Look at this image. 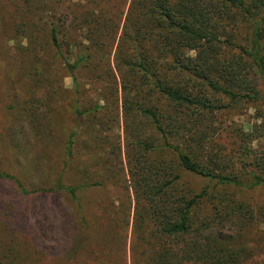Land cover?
Masks as SVG:
<instances>
[{
  "label": "trees",
  "instance_id": "1",
  "mask_svg": "<svg viewBox=\"0 0 264 264\" xmlns=\"http://www.w3.org/2000/svg\"><path fill=\"white\" fill-rule=\"evenodd\" d=\"M9 3L14 8L10 11L0 0V22H11L7 35L28 42L22 55L25 70L38 68V47H49L79 88L78 70L91 67L98 43L72 45L69 33L54 24L53 11L46 14L36 6L32 13L29 0ZM43 17L37 35L33 19ZM122 37L127 41L118 44L114 70L121 79L125 119L136 113L154 131L135 143L125 186L135 197L134 215L124 221L131 228L129 264H248L255 254L245 230L254 213L228 190L264 189V151L252 147L264 137V111L258 108L264 98V0H132ZM72 49L78 52L74 61L68 53ZM110 72L114 77L113 69ZM245 105L257 110L260 125L233 132L235 151L226 155L218 142L225 132L223 119ZM93 112L74 108L79 124ZM72 138L65 147L67 160ZM167 153L184 172L206 180L208 186L198 193L178 194L174 188L179 177ZM0 183V264L110 263L102 251L69 254L57 243L46 247L41 236L48 217L37 231L21 202L38 191L27 192L6 171L0 172ZM80 190L55 183L50 194L64 196L80 216L77 222L50 224L69 237L93 232L86 248L109 246L114 238L122 242L125 230L118 219L113 229L84 220Z\"/></svg>",
  "mask_w": 264,
  "mask_h": 264
},
{
  "label": "rangeland",
  "instance_id": "2",
  "mask_svg": "<svg viewBox=\"0 0 264 264\" xmlns=\"http://www.w3.org/2000/svg\"><path fill=\"white\" fill-rule=\"evenodd\" d=\"M3 1L5 9H14L9 3L11 0ZM131 2L29 0L32 13L37 12V6L46 14L48 11L56 14L57 23L54 21V24L69 33L70 44L76 45L77 41L86 45L98 43L96 60L91 67L78 70L80 87L77 89L64 64L49 47L48 50L38 47L35 59L38 68L25 70L22 55L28 42L7 35V25L11 22H0V172L14 175L27 192L38 191L30 197H22L21 202L29 213L30 224L37 231L40 222L48 217L41 236L46 247L57 243L60 251L69 254L84 249L102 251L110 261L105 264H129L131 228L127 229L124 221L127 216L131 221L135 208L132 190L130 195L125 191L130 180L129 165L134 149L137 151L135 143L154 133L136 113L128 114L126 121L121 79L114 70L118 44L122 39L126 40L122 35ZM45 20L44 17L33 19L37 35ZM63 26L68 29L64 30ZM68 53L70 60L74 61L78 52L72 49ZM112 69L114 77L110 72ZM76 106L94 112L83 116L79 124L74 114ZM258 108L264 111V98ZM257 115L253 105H245L228 119H223L225 132L218 137V142L226 155L235 151L237 141L233 132L240 127L247 129V126L260 125ZM71 135L74 144L67 160L65 147ZM252 147L257 152L264 151V137L257 139ZM166 160L179 177L174 188L178 194L198 193L208 186L206 180L184 172L173 154L167 153ZM57 181L65 186L81 187L78 197L88 224L113 229L118 219L124 226L121 230H125L122 242L114 238L109 246L86 248L83 245L88 242V236H95L93 232H76L69 237L64 230L59 232L51 225L52 221L57 224L62 219L77 222L80 216V213L75 216V210L64 196L50 194ZM228 191L231 197L244 201L254 213V220L245 230L255 254L248 264H261L264 259L261 238L264 237V189ZM3 192L0 183V194Z\"/></svg>",
  "mask_w": 264,
  "mask_h": 264
}]
</instances>
